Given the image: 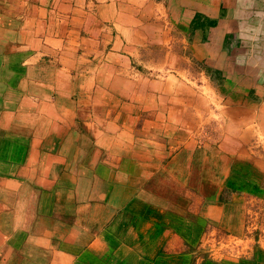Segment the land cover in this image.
<instances>
[{"label":"crops","instance_id":"obj_1","mask_svg":"<svg viewBox=\"0 0 264 264\" xmlns=\"http://www.w3.org/2000/svg\"><path fill=\"white\" fill-rule=\"evenodd\" d=\"M227 2L0 0V264H264V69Z\"/></svg>","mask_w":264,"mask_h":264},{"label":"clouds","instance_id":"obj_2","mask_svg":"<svg viewBox=\"0 0 264 264\" xmlns=\"http://www.w3.org/2000/svg\"><path fill=\"white\" fill-rule=\"evenodd\" d=\"M223 21L240 44L235 60L264 69V0H228Z\"/></svg>","mask_w":264,"mask_h":264},{"label":"trees","instance_id":"obj_3","mask_svg":"<svg viewBox=\"0 0 264 264\" xmlns=\"http://www.w3.org/2000/svg\"><path fill=\"white\" fill-rule=\"evenodd\" d=\"M217 22L216 21H210L202 16H196L194 22L192 23V27L196 29L203 30L204 32L208 31L209 28L216 27ZM224 49L229 50L232 54L235 52V57L240 53V44L238 41L234 40V35L229 34L226 35L224 39ZM232 66H237L236 63L232 60ZM238 63L244 64L245 62L243 60H237ZM244 62V63H242ZM238 68L241 66H237ZM212 71H208L207 73L211 74ZM214 82L216 84H221L223 81V77H221L222 73L219 70L214 71ZM212 75V74H211ZM213 76V75H212Z\"/></svg>","mask_w":264,"mask_h":264},{"label":"rangeland","instance_id":"obj_4","mask_svg":"<svg viewBox=\"0 0 264 264\" xmlns=\"http://www.w3.org/2000/svg\"><path fill=\"white\" fill-rule=\"evenodd\" d=\"M197 79L199 80L200 78ZM206 128L203 130L204 133L206 131ZM260 148L261 150H263L261 155L264 159V147ZM252 213V231L250 233V239L254 241H259L264 244V203H255L254 205H252ZM254 213L257 215H255Z\"/></svg>","mask_w":264,"mask_h":264}]
</instances>
